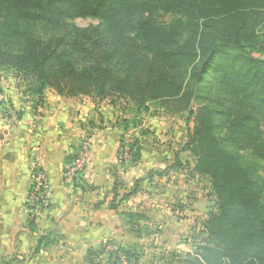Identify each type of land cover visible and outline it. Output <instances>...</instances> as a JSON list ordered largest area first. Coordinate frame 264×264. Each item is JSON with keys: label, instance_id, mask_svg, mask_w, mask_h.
<instances>
[{"label": "trees", "instance_id": "16d2710c", "mask_svg": "<svg viewBox=\"0 0 264 264\" xmlns=\"http://www.w3.org/2000/svg\"><path fill=\"white\" fill-rule=\"evenodd\" d=\"M159 12L177 19L156 23ZM74 17L99 25L79 28L68 21ZM0 73L38 103L47 89L64 98L123 100L134 114L120 121L124 131L137 128L134 103L144 112L155 103L185 115L182 152L195 159L190 173L209 183L214 209L193 251L168 264H264V178L256 162H264V0H0ZM127 147L129 159L119 164L133 166L139 139ZM182 169L176 154L145 179ZM142 181L117 182L108 208L116 210ZM121 215L139 237L144 215ZM55 242L40 237L33 254ZM94 255L88 250L86 260ZM107 255V264L139 260L134 247Z\"/></svg>", "mask_w": 264, "mask_h": 264}, {"label": "crops", "instance_id": "0c3cea01", "mask_svg": "<svg viewBox=\"0 0 264 264\" xmlns=\"http://www.w3.org/2000/svg\"><path fill=\"white\" fill-rule=\"evenodd\" d=\"M2 75L0 264H85L87 251L106 243L121 248L138 245L143 239L134 235L121 214H143L149 226L185 225L174 222L177 213L172 211L174 201H186L187 180L182 171L145 179L149 172L162 171L170 164L174 148H166L173 146L167 143L171 133L148 128L150 120L143 129L124 131L120 121L134 114L123 100L64 98L47 89L38 103L36 97L23 95L11 76ZM129 132L140 141V157L135 165L122 166L118 162L120 138ZM82 136L90 137L91 148L82 187L74 188L63 183L62 175ZM33 166L46 177L49 207L31 228L26 199ZM138 179L143 181L137 192L116 210L109 209L114 185L132 186ZM99 202L103 204L94 208ZM42 236L56 242L33 254Z\"/></svg>", "mask_w": 264, "mask_h": 264}, {"label": "rangeland", "instance_id": "374dc122", "mask_svg": "<svg viewBox=\"0 0 264 264\" xmlns=\"http://www.w3.org/2000/svg\"><path fill=\"white\" fill-rule=\"evenodd\" d=\"M151 19L156 23L168 24L177 19V17L159 12L153 14ZM68 21L79 28L99 25V21L89 17H74L73 20ZM5 75L12 77V75L5 73L2 76ZM131 108L135 111L137 118L135 122L139 129L147 126L149 124L148 120H150L148 128H163V130L171 133V137L167 138V143L170 142V145L173 144V146H167L166 149L170 151L174 148V150L169 161L173 163L177 154L178 160L183 166L181 171L185 176L184 180H187L185 189L183 187V190L187 193L185 196L186 201H183L184 203L182 204L180 200L174 201L172 205V211L177 213L174 215V222H184L185 225L179 226L180 228L175 227L177 225L158 226L153 224L149 226L145 219L139 223L141 233L138 238L143 239V241L133 246L139 255L137 264H168L172 256L191 253L194 246L200 241L202 237L200 233L202 224L208 213L214 209L213 197L210 195L207 180L204 177L190 173L194 166V157L188 152H182L186 141V131L184 129L185 115L168 114L160 105L155 103L147 104V112H144V108L138 107V104L135 103L131 105ZM258 124L264 130L263 113L258 114ZM142 125L143 128L141 127ZM256 162L259 170L258 173L264 178V162L259 160ZM179 230L181 231L179 232ZM116 248L114 244L106 243L99 248L92 249L95 255L89 259L90 262L86 260L85 264H107V253Z\"/></svg>", "mask_w": 264, "mask_h": 264}, {"label": "built area", "instance_id": "2783aa9c", "mask_svg": "<svg viewBox=\"0 0 264 264\" xmlns=\"http://www.w3.org/2000/svg\"><path fill=\"white\" fill-rule=\"evenodd\" d=\"M2 100V98L0 97ZM123 142L119 145L118 162H126L129 159L127 144L131 143L132 135L127 133L122 137ZM91 148V139L88 136H82L77 153L72 157L70 163L66 166L62 180L64 184L76 187L82 180L87 164L88 156ZM48 184L44 173L38 171V168L33 166L30 174V187L26 199L28 213L33 222L45 211L48 204ZM121 263H125L121 258Z\"/></svg>", "mask_w": 264, "mask_h": 264}]
</instances>
